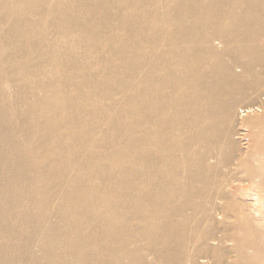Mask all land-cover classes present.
Masks as SVG:
<instances>
[{
    "label": "bare ground",
    "instance_id": "6f19581e",
    "mask_svg": "<svg viewBox=\"0 0 264 264\" xmlns=\"http://www.w3.org/2000/svg\"><path fill=\"white\" fill-rule=\"evenodd\" d=\"M0 264H264V0H0Z\"/></svg>",
    "mask_w": 264,
    "mask_h": 264
}]
</instances>
